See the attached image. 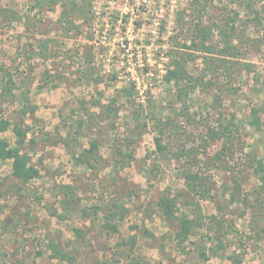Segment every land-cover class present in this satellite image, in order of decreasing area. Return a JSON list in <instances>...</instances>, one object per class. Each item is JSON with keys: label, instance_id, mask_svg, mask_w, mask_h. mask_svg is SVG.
Here are the masks:
<instances>
[{"label": "rangeland", "instance_id": "obj_1", "mask_svg": "<svg viewBox=\"0 0 264 264\" xmlns=\"http://www.w3.org/2000/svg\"><path fill=\"white\" fill-rule=\"evenodd\" d=\"M88 1L87 19L72 13L70 25L61 17L69 0L38 6L34 0H0V118L24 121L25 150L41 171L15 192L11 162L0 160V264H14L19 258L29 259L28 264H66L49 257L51 238L71 239L78 260L86 264H232L229 256L235 251L244 253L243 264H264V214L254 215L255 206L264 200V169L251 172L238 190L229 173L213 165L220 142L206 146L202 138L218 117L212 106L216 89H197L184 102L176 98L173 83L164 80L176 50L195 55L187 64L193 76L203 71V53L196 52L191 30L182 31L179 23V16L189 21L190 0ZM208 1L205 23L221 18L223 9L239 10L234 0ZM252 5L263 23L251 19L250 10H239L238 22L250 37L242 44L241 59L254 64L260 78L243 71L233 82L235 88L224 90L221 109L235 113L242 124L240 157L254 152L264 161V113L261 128L248 122L252 108L264 105V0H253ZM211 42L218 45L216 34ZM223 78L221 83L230 84ZM114 96L117 116L89 131L85 127L86 134L70 143L78 153L97 138L102 159L78 163L58 143L59 137L77 131L82 99L91 106L94 99L106 104ZM29 105L36 111L22 112ZM160 117L177 123L171 129L174 135L164 142L173 152L187 150L185 157L168 160L155 154ZM0 137L15 144L12 129L0 132ZM131 137L134 142L127 149ZM203 148L208 159L201 154ZM191 151L216 183L214 199L201 202L204 215L224 214L234 227L216 255L208 250L201 256L197 248L208 231L202 228L181 243L157 211L161 195L181 189ZM59 183L72 184L78 192L70 212L62 209V195L55 191ZM116 203L128 211L114 232L105 225L106 213ZM180 206L178 216L195 218L194 210Z\"/></svg>", "mask_w": 264, "mask_h": 264}, {"label": "trees", "instance_id": "obj_2", "mask_svg": "<svg viewBox=\"0 0 264 264\" xmlns=\"http://www.w3.org/2000/svg\"><path fill=\"white\" fill-rule=\"evenodd\" d=\"M35 6L50 2L55 4L59 0H34ZM253 0H234L236 5L240 9H248L253 14L251 19L263 23L260 14L254 5ZM191 12L188 23L185 19L179 16V23L181 24V30H191L192 43L195 46V50L203 53V71L196 76H193L187 69L189 57L195 56L193 53H184L183 51L176 50L170 54L172 65L168 67V71L164 77L167 83H173V92L176 98L180 101L186 102L189 95L197 90L205 87L215 88L213 91V105L218 111V117L215 123L208 124L203 138V142L208 146L209 144L220 142V149L212 156L213 165L216 168H221L229 173L232 180L237 184V189L241 187L242 181L251 175V172L258 174L260 170L264 169V161L262 158H258L256 153H245V156L240 157L244 147V142L240 138L242 130V124L237 121V116L233 112L225 111L222 106V98L224 90H229V86L234 89L233 82H235L238 75L242 74L243 71L248 74L253 73L256 79L260 78V73L256 70V66L250 62L243 61L241 55L243 53L242 44L247 43L249 35L246 32V27H242L238 22V18L241 15L239 10H227L223 9L221 18L217 20H211L207 23L203 20L204 13L207 11L208 0H190ZM69 9H65L62 13L63 20L72 25V13L77 16H81L87 19L90 7L88 0H69ZM33 5V6H34ZM248 12V11H247ZM248 12V13H249ZM250 14V15H251ZM194 17V18H193ZM182 21V23H181ZM185 21V22H184ZM186 24V25H184ZM217 35L219 38L218 45L209 43L212 36ZM173 66V67H172ZM90 75L93 74L89 72ZM223 80L230 84H223L220 81L221 77ZM219 81V82H218ZM12 83V82H11ZM7 90H11L9 86ZM7 92V91H5ZM128 98L131 97L132 91L130 89L124 90ZM3 95V94H1ZM125 95V94H124ZM118 97L114 96L108 103H102L101 99H94L91 102V106H86V101L82 99L80 101V109L83 112L77 119V131H74L69 137H59L58 143L61 142L71 152L72 158L78 163L93 164L94 162H100L102 159L101 155L98 154L100 146L99 139L91 138L90 145L88 148H81L80 152H75L70 143L71 139H78L80 135H85L86 131L83 129L90 130L96 124H102L103 121L111 119L117 116L119 107L116 106ZM92 107L95 110H92ZM36 107L29 105L28 108L22 109V112L27 114L28 112H35ZM261 112L264 113V105L254 107L251 111V119L248 120L250 125H257L258 128L262 126ZM186 114V113H185ZM188 121H192L191 117L188 116ZM115 125V123H112ZM176 124V125H175ZM140 124L138 123V126ZM177 127L174 119L160 117L157 120L155 127L157 128V135L155 136L156 155H159L162 159H181L186 156L187 150L173 152L168 147L167 143L164 142L166 138H171L174 133H171L172 126ZM12 128L16 135V142L14 145L6 138L0 137V159L12 160V177L15 179L11 190L20 192L23 186L28 182L40 176V169L37 165L32 164V157L26 147L27 138V127L22 122H17L12 119L0 118V131H6ZM179 128V127H178ZM139 134V133H138ZM78 135V136H77ZM132 137L126 141L127 149L131 147L133 143ZM57 143V141H55ZM122 148L119 147L118 153H122ZM128 157L132 153H126ZM201 154H205L207 159L209 158L205 153V148L201 151ZM187 168L184 172V183L181 189L178 190L177 194L173 195L170 192H166L160 196L157 201V211L164 217L166 221L175 230V238L183 243L187 240L194 232L200 231L202 228L206 230V239L197 244V248L200 251L201 256H207L208 250L216 255L219 248H224L226 242L223 237L228 236L229 231L234 229L231 222L225 218L224 214L216 215L212 214L209 217L204 215L201 207V201L205 199L213 200L217 193H215L216 183L213 180L211 174L204 171L201 167V162L194 156V151L188 152ZM243 161V167L241 164ZM264 181V175H262ZM57 194L62 195L60 204L64 210L70 212L71 203L78 196V192L75 186L72 184L59 183L55 186ZM235 193V192H234ZM233 193V196H234ZM249 197L248 194L246 195ZM246 199V198H245ZM244 199V200H245ZM180 204L187 208L194 210L196 216L190 219L188 215L178 216V212L181 209ZM264 200L261 198L259 203L255 206L254 215L264 214ZM108 209L106 213V227L112 231H118L117 224L120 219L124 218L128 209L122 204L116 203ZM264 217V215H263ZM115 219L116 222H113ZM256 220H259L256 216ZM227 221V222H226ZM174 223L177 225L175 226ZM264 234V226L261 228L260 234ZM207 240H210L208 245ZM215 241L217 247H214L212 242ZM215 245V246H216ZM50 248L53 251V257H59L67 262V264H86L78 260L74 250H65L60 245H51ZM244 252V250H243ZM244 253L233 252L229 257L232 260V264H243ZM24 260H17L14 264H24ZM144 264H147L144 262Z\"/></svg>", "mask_w": 264, "mask_h": 264}, {"label": "crops", "instance_id": "obj_3", "mask_svg": "<svg viewBox=\"0 0 264 264\" xmlns=\"http://www.w3.org/2000/svg\"><path fill=\"white\" fill-rule=\"evenodd\" d=\"M9 129H12L11 127L9 128ZM8 129V130H9ZM7 131V130H6ZM6 131H3V132H6ZM0 132H2V131H0ZM28 136V135H27ZM1 138H4V137H1ZM7 139V138H6ZM26 141H27V138H26ZM16 142V141H15ZM13 145V144H12ZM0 160H2V159H0ZM2 161H10L11 162V165H12V160L11 159H8V160H2ZM41 172V171H40ZM31 182V181H30ZM30 182H28V183H30ZM27 183V184H28ZM203 201V200H202ZM201 201V202H202ZM63 209V208H62ZM64 210V209H63ZM56 213V212H55ZM63 216V215H62ZM59 219H62L61 217L59 218ZM168 223V222H167ZM77 229V228H76ZM75 231V230H74ZM76 235V234H75ZM60 240H62V239H55V238H51V239H49V241H48V243H47V247H48V250H50V252H49V257L51 256L52 257V260H56V261H62V262H65L66 264H67V262L65 261V260H63V259H61V258H59V257H53L52 255V253H53V251H52V249L50 248V246L51 245H60L62 248H64L65 250H74L73 249V247L71 246L72 244V240L71 239H69V238H67V239H63V241L64 242H60ZM18 255V254H17ZM17 260H23V259H21V258H19V259H16L15 260V262L17 261ZM36 260H38V259H36ZM28 261H29V259H27V260H25L24 262V264H28ZM14 262V263H15ZM31 264H37V263H35V261L34 260H31Z\"/></svg>", "mask_w": 264, "mask_h": 264}, {"label": "built area", "instance_id": "obj_4", "mask_svg": "<svg viewBox=\"0 0 264 264\" xmlns=\"http://www.w3.org/2000/svg\"><path fill=\"white\" fill-rule=\"evenodd\" d=\"M144 2H147V0H144Z\"/></svg>", "mask_w": 264, "mask_h": 264}]
</instances>
